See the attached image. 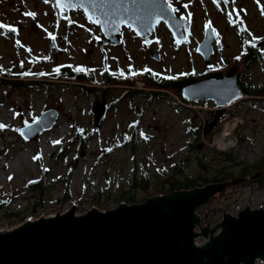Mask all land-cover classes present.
I'll return each instance as SVG.
<instances>
[{"label": "rangeland", "instance_id": "374dc122", "mask_svg": "<svg viewBox=\"0 0 264 264\" xmlns=\"http://www.w3.org/2000/svg\"><path fill=\"white\" fill-rule=\"evenodd\" d=\"M235 4L245 8L237 5L220 11L196 2L188 6L192 15L188 42L177 47L168 29L160 27L153 44L160 50L157 59L129 28L122 29V44H110L99 24L78 7L71 10L67 21L54 0H0V23L16 29L15 33L0 29V124L6 125L0 129V199H6L9 206L0 210V230L72 206L76 213L91 207L113 208L122 201L117 200L122 191L135 197L130 201L126 193L123 201L142 202L154 194L170 192L165 181L168 177L181 181L184 175L197 178V186L211 182L217 173H227L226 180L244 178L196 209L201 226L215 227L224 211L236 215L246 206L264 207V172L255 168L264 160V93L251 91L264 87V52L244 69L242 85L248 91L225 107L217 125L206 135L202 127L214 107L212 101L176 106L172 101H179L177 92L151 81L167 80L184 70L194 78L205 73L204 59L196 50L205 17L220 32L216 60L241 56L246 48L243 41L254 42L263 36L262 10L253 0H235L232 6ZM238 20L243 26L238 27ZM59 66L61 70L87 69L81 71L87 79L55 76L54 69ZM25 72L31 74L23 75ZM2 79L22 83L13 85ZM139 90L163 94L152 96ZM101 98L110 106L96 126L90 104ZM47 108L57 110L54 124L36 138L24 139L19 128ZM191 116L200 125L199 136L189 129ZM226 123L234 127L235 138L221 146L217 139ZM79 127L84 137L79 136ZM131 132H135L134 146L125 142ZM218 151H227L230 159ZM245 167L249 168L246 174L242 171ZM134 174L148 180L145 189L130 187ZM36 179L45 182L42 194L28 187ZM204 240L202 235L196 238L199 244ZM257 264L264 261L257 260Z\"/></svg>", "mask_w": 264, "mask_h": 264}, {"label": "water", "instance_id": "95a60500", "mask_svg": "<svg viewBox=\"0 0 264 264\" xmlns=\"http://www.w3.org/2000/svg\"><path fill=\"white\" fill-rule=\"evenodd\" d=\"M54 4L61 12L80 8L89 20L99 24L105 40L113 45L122 41L123 27L148 43L150 33L161 21L177 30V44L185 38L180 33L184 19L177 17L165 0H61L60 4L54 0ZM214 37L213 29L206 27L196 45L206 62L213 52ZM152 56L160 57L158 51ZM181 95L214 103L203 123L202 133L206 135L217 125L225 107L243 98L244 93L237 74H223L186 82ZM90 112L97 126L107 112L103 98L91 102ZM57 115L55 108L44 109L19 128L21 136L36 138L54 124ZM243 179L174 189L142 202L122 200L105 210L91 207L76 213L72 206L54 215L25 220L12 229L0 230V264H256L257 260L264 261V207L246 206L236 215L224 211L213 228L201 226L196 213L217 192ZM201 235L205 240L199 244L196 238Z\"/></svg>", "mask_w": 264, "mask_h": 264}, {"label": "flooded vegetation", "instance_id": "af4514ba", "mask_svg": "<svg viewBox=\"0 0 264 264\" xmlns=\"http://www.w3.org/2000/svg\"><path fill=\"white\" fill-rule=\"evenodd\" d=\"M169 5H171V8L172 9H175L176 11H174L175 15L179 18L181 17H184V21L185 23L181 25V29H180V33L181 34H184L185 38L181 41V43L177 44L176 41H175V38H174V35H175V32H177L176 29H169L166 24L164 22H159L155 29L152 31V33H150L149 35V42L148 43H145L144 41V38L141 37V36H138L140 37L139 39L144 43V46H146L147 48V51L152 55L154 53V51H158V53L160 54V50L159 48L157 47H154L153 44L156 43V39L154 38V34L155 32L160 28V27H166L169 31V34H170V37L172 39V41L174 42V44L177 46V47H181L183 46L184 44H186L190 38V34H191V29H192V23H191V19H192V15H191V12L187 10V7L194 4L195 2L199 5H206L208 4V6L211 8V9H216V10H225L227 7H230V9L234 8L235 6L237 5H241L243 8H245L244 5L242 4H235L232 6L233 4V1L235 0H165ZM253 4L256 5V7L259 9V10H262V8H264V0H253ZM187 6V7H185ZM242 7H239V10H242L243 8ZM57 9V8H56ZM74 9V8H73ZM72 9L69 10V12H61L57 9V11L63 16L66 18V20L70 21V18H69V14L71 12ZM75 11V10H73ZM239 12V11H238ZM190 14V15H189ZM238 14H237V18H238ZM239 21V20H238ZM232 23V22H231ZM238 27L240 25L243 26V24L239 21V23L237 24ZM206 27H210L213 29V31L215 32V37H214V40L212 42L213 44V52L210 54V57H209V61L206 62L204 60V66H205V73L200 76V77H220L221 75L223 74H237L238 76V82H239V86L242 90V75H243V72H244V69H247L250 65V63L253 62V60H255L256 58H258L263 52H264V35L263 36H260L259 38H257V40H253L254 42H245L243 41L241 44H243V47H246L245 50H244V53L241 55V56H236V57H232L231 59H226V58H218L217 60L214 59V54L216 53V42L219 40V37H220V32L219 30L212 24V20L211 19H208L207 17L204 18V21L203 23L201 24L200 26V34H201V39L203 38L204 36V32H205V29ZM123 28H129V27H123ZM122 28V29H123ZM130 29V28H129ZM132 30V29H131ZM239 32L241 31L240 29L238 30ZM135 33V32H134ZM121 37H122V40H123V32L121 30ZM122 44V41L118 44L120 45ZM113 45V44H112ZM255 45V46H253ZM198 52V51H197ZM201 55V54H200ZM202 56V55H201ZM237 57H239V59H236ZM203 58V57H202ZM204 59V58H203ZM231 60V63H229ZM236 61V62H235ZM241 65V66H240ZM150 76V75H148ZM188 76H191L189 75L185 70L184 71H181V75L178 74V76H173V79L172 80H175V79H181V78H185V77H188ZM172 77V76H171ZM196 79V78H195ZM191 80H188L186 82H189ZM185 82V83H186ZM184 84V83H183ZM182 84V86H183ZM174 90V89H173ZM175 91V90H174ZM154 94H152L153 96ZM178 96V94H177ZM184 98V97H183ZM178 105L175 104V100H173L172 102L176 105V106H179L180 103H190V100L188 99H182L181 97H178ZM107 105V110L109 109V106L110 104L106 103ZM263 172V171H262ZM142 181V183L148 181L146 180L145 178H143L142 175L139 176ZM171 177V176H170ZM169 179V177H168ZM166 183H167V180H165ZM140 187V185L138 184H134L133 182L130 183V187ZM147 186H148V182H147ZM145 189V188H144ZM129 191H122V193L120 194L121 196L122 195H126V193L128 194Z\"/></svg>", "mask_w": 264, "mask_h": 264}, {"label": "trees", "instance_id": "16d2710c", "mask_svg": "<svg viewBox=\"0 0 264 264\" xmlns=\"http://www.w3.org/2000/svg\"><path fill=\"white\" fill-rule=\"evenodd\" d=\"M61 66L57 67L60 69L59 71V74L57 73H54L55 76L57 75H61L63 77H67V78H75V80H78V81H83L85 79H87V76L86 74L82 73V72H77L75 71L74 69H64V70H61L60 68ZM151 78V77H150ZM195 79L193 76H188V77H185V78H181V79H175V80H170V79H167V80H163V79H158V80H151L153 82V84L157 85L158 87H162V88H172L174 89L178 96L181 97L182 99H184L181 95V87H182V84L185 83L186 81L188 80H193ZM3 82L5 83H9V84H13V85H18V84H21L22 82L20 80L16 81V80H4L2 79ZM242 87V91H245L247 92L248 91V88L246 86H243L241 85ZM253 93H261L263 92L264 93V87L262 86H258V87H255L253 90H251ZM139 93H142V94H146V93H149V94H154V95H160V94H163V92H160V90H151L150 92H147V91H142V90H139ZM175 104L178 105L177 102H175ZM194 119V116H191L189 118V129L190 131L195 135V136H199V130H200V125H196L193 121ZM135 132H131L130 134H127L126 137H125V142L128 143V144H131V146H134V140L135 139ZM78 134L80 137H84V133L82 132V127H79L78 128ZM220 154H222L224 156V159H230L231 155L227 152V151H218ZM199 159V158H198ZM201 164V163H200ZM202 165V164H201ZM255 168L257 169H261L263 170L264 172V160H261L260 162H258L256 165H255ZM249 168H243L242 171H244L246 174V172L248 171ZM140 175L139 174H134L132 176L133 180L132 182L134 184H138L140 185V188L144 189L147 187V182H144L142 183L141 179L139 177ZM228 174L226 173V175H224L223 173L220 174V173H217L215 174V176L213 177L212 180H210L211 182H217V181H223V180H226ZM183 180H176V181H172L170 180L171 178L167 179V185L170 187V191L173 190V189H176V188H182V187H185V188H190V187H193V186H197V182H199L197 180V178H190V177H186V175L183 176ZM143 180V179H142ZM201 180H206V179H201ZM28 187L31 191H37L39 193H43V189L45 187V182H42L40 179H36L34 181H31L29 184H28ZM134 193H131V194H127L128 196V199L130 201H134L135 200V197L133 195ZM130 195V196H129ZM125 195H119L117 197V200H123L125 199ZM128 201V200H127ZM7 200H3V199H0V210L1 209H6L8 206V204L6 203ZM8 213H10V211H7ZM6 213V212H5ZM13 215H17V217H22L20 216L18 213H16L15 211H12ZM16 213V214H15Z\"/></svg>", "mask_w": 264, "mask_h": 264}, {"label": "snow or ice", "instance_id": "6c2138e0", "mask_svg": "<svg viewBox=\"0 0 264 264\" xmlns=\"http://www.w3.org/2000/svg\"><path fill=\"white\" fill-rule=\"evenodd\" d=\"M46 2H47V0H46ZM133 2H135V0H133ZM57 3L58 4H60L61 3V0H57ZM171 7V5H169V8ZM185 7H187V6H185ZM173 12L174 11H176L175 9H171ZM125 11H127V9H125ZM262 13H264V8H262ZM26 15H30V16H34L35 14L34 13H26ZM190 15V14H189ZM157 19H159V17H157ZM181 19L183 20L184 19V17H181ZM0 29H9L11 32H13V33H15L16 32V29L15 28H10V26H8V25H5V24H3V23H0ZM50 36H51V38L54 40L55 39V37L54 36H52L51 34H49ZM17 43H19V41H17ZM253 46H255V45H253ZM236 59H239V57H237ZM69 67H71V66H69ZM75 71H77V72H81V71H84V72H86V71H88L87 69H84V68H82V67H77V68H75L74 69ZM59 71H60V69L59 68H56V69H54V72L55 73H57V74H59ZM144 71H150L149 69H144ZM31 73H27V72H25V73H23V75H30ZM121 76H123L124 75V73L123 72H120L119 73ZM137 73H135V72H131V75H136ZM37 75H44V73H38ZM170 79L171 78H173V77H169ZM6 127V125H4V124H0V129H3V128H5ZM54 143H60V141H55ZM39 157H34V159H38ZM9 179H11V177H9Z\"/></svg>", "mask_w": 264, "mask_h": 264}, {"label": "bare ground", "instance_id": "6f19581e", "mask_svg": "<svg viewBox=\"0 0 264 264\" xmlns=\"http://www.w3.org/2000/svg\"><path fill=\"white\" fill-rule=\"evenodd\" d=\"M227 124V123H226ZM231 124V123H230ZM230 124H227L225 127H224V130L223 132L220 134V136L218 137L217 139V142L221 145V146H224V145H227V144H231L233 141H234V138H235V134H234V127L231 126ZM60 131L63 133L65 131V127L62 126L60 128ZM57 132V131H56ZM59 132V130H58ZM60 132V133H61ZM57 134V133H55ZM43 138V141L45 140V137L42 135L41 136ZM50 140V139H49Z\"/></svg>", "mask_w": 264, "mask_h": 264}, {"label": "built area", "instance_id": "2783aa9c", "mask_svg": "<svg viewBox=\"0 0 264 264\" xmlns=\"http://www.w3.org/2000/svg\"><path fill=\"white\" fill-rule=\"evenodd\" d=\"M190 103H191V104H189V103H186V104H185V103H182V104H183V105H187L188 107H191V106H193L192 103H195V101H192V102H190ZM214 107H215V106H214ZM214 107H213V108H214ZM256 264H257V262H256Z\"/></svg>", "mask_w": 264, "mask_h": 264}]
</instances>
